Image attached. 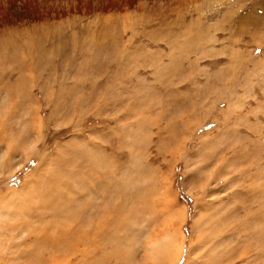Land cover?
<instances>
[{"label":"rangeland","instance_id":"rangeland-1","mask_svg":"<svg viewBox=\"0 0 264 264\" xmlns=\"http://www.w3.org/2000/svg\"><path fill=\"white\" fill-rule=\"evenodd\" d=\"M88 263L264 264V0H0V264Z\"/></svg>","mask_w":264,"mask_h":264},{"label":"bare ground","instance_id":"bare-ground-1","mask_svg":"<svg viewBox=\"0 0 264 264\" xmlns=\"http://www.w3.org/2000/svg\"><path fill=\"white\" fill-rule=\"evenodd\" d=\"M52 167V166H51ZM52 169V168H51ZM56 169V168H55ZM53 172V171H52ZM50 174V173H49ZM60 174V173H59ZM50 176H51V174H50ZM61 175H59V177H60ZM52 178V177H51ZM62 178V177H61ZM55 180V179H54ZM59 183V182H58ZM57 183V184H58ZM56 184V185H57ZM65 184V183H64ZM48 186H49V184H48ZM48 186H47V188H48ZM64 186V185H63ZM46 188V187H45ZM56 189V188H55ZM45 190V189H44ZM48 190V189H47ZM57 190V189H56ZM43 191V190H42ZM59 191V190H58ZM61 191V190H60ZM59 191V192H60ZM46 193V192H45ZM53 193H54V191H53ZM56 193V192H55ZM57 194V193H56ZM60 194V193H59ZM58 195V194H57ZM64 195V194H63ZM45 196H49L48 194H46V195H42V197H43V199H39L38 201L40 202L41 200H43L44 202H45V204H46V207L45 208H47L48 206H51V204H50V202H49V199L47 200L46 198H45ZM60 196H62L61 194L59 195V198H60ZM66 196V195H65ZM39 198H40V196H38ZM55 197H57V196H55ZM36 198V197H35ZM55 199V198H54ZM60 199H63V196L60 198ZM37 200V199H36ZM57 200V199H56ZM59 200V199H58ZM53 202V201H52ZM54 202H55V200H54ZM58 203V202H57ZM68 203V202H67ZM54 204V203H53ZM45 206V205H44ZM44 206L42 205V207L44 208ZM65 206H67V212L65 213V217H64V219H63V221H61V222H58V221H56L55 223H56V226L53 224V225H51L50 227H53L54 229H55V232L53 233V234H44L43 235V239H41V241L40 242H45L46 243V248H47V251H49L50 252V256H55L56 254L55 253H57L58 252V250L60 249V248H65L66 250H69V251H75V250H73L74 248H75V243L77 242V241H80V239H79V237H76V235L78 236L79 234L77 233V231L79 230V231H81L80 230V228H74V226H75V223H76V219H77V216H78V213H75L74 211H70L68 208L70 207H68V205L66 204ZM58 207V206H57ZM63 207H64V205H63ZM72 207V206H71ZM65 208V207H64ZM73 208V207H72ZM26 209H28V207H26ZM74 212V213H73ZM57 213V212H56ZM58 214V213H57ZM56 214V215H57ZM81 214H83V213H81ZM38 216V215H37ZM41 216V214H39V217ZM54 216V215H53ZM61 216V215H60ZM30 217H32V216H30ZM34 217V216H33ZM35 217H36V215H35ZM58 217H59V214H58ZM54 218V217H53ZM56 218H57V216H56ZM56 218H54V220H56ZM83 219V218H82ZM85 219L86 218H84L83 219V221H85ZM52 221H53V219H52ZM83 221H82V223H83ZM50 222V221H49ZM86 223V222H85ZM63 224V225H62ZM71 224V225H70ZM77 224V223H76ZM70 225V227L72 226L73 227V229H72V227L70 228V227H68ZM78 226H80L79 224H77ZM103 225H105V223L104 224H102V225H100V227H102L103 228ZM83 226H85V224L83 225ZM69 228H70V232H68L67 230H69ZM85 228V227H84ZM72 229V230H71ZM84 230V229H83ZM82 230V231H83ZM110 230V229H109ZM109 230H108V232H109ZM84 232V231H83ZM82 233V232H81ZM110 233V232H109ZM84 234H85V232H84ZM83 234V235H84ZM106 234V233H105ZM112 234V233H111ZM101 235V234H100ZM84 237V236H83ZM86 237V236H85ZM42 238V237H41ZM81 238V237H80ZM104 238V237H103ZM115 238V237H114ZM81 239H84V238H81ZM99 239V238H98ZM101 240H102V238H101ZM100 239H99V241H101ZM107 240V239H106ZM39 241V240H38ZM87 241H89V240H87ZM96 240L94 239V243H96L95 242ZM108 241V240H107ZM90 242H91V240H90ZM89 242V243H90ZM78 243V242H77ZM81 243L82 244H84V245H86V243H85V241L84 242H82L81 241ZM88 243V242H87ZM88 243V244H89ZM81 244V245H82ZM92 244V243H91ZM97 244V243H96ZM100 244H101V242H100ZM106 244V243H105ZM99 245V244H98ZM102 245V244H101ZM100 245V246H101ZM90 246H92V245H90ZM95 247H98V246H95ZM102 247V246H101ZM100 247V248H101ZM88 248H89V245H88ZM92 248V247H91ZM103 248V247H102ZM101 248V249H102ZM90 249V248H89ZM96 249V248H95ZM78 250V249H77ZM76 250V251H77ZM75 251V252H76ZM92 251H93V249H92ZM166 251V250H165ZM114 254V253H113ZM118 255V254H117ZM166 255V254H165ZM162 256H164V255H162ZM113 257V256H112ZM56 259L58 258V257H55ZM61 263V262H60ZM88 264H90V263H88ZM93 264V263H92Z\"/></svg>","mask_w":264,"mask_h":264}]
</instances>
